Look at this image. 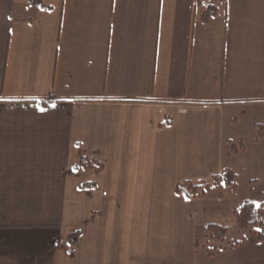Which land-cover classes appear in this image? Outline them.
<instances>
[{
  "label": "crops",
  "instance_id": "obj_1",
  "mask_svg": "<svg viewBox=\"0 0 264 264\" xmlns=\"http://www.w3.org/2000/svg\"><path fill=\"white\" fill-rule=\"evenodd\" d=\"M43 3L0 0V257L195 262L238 201L176 186L237 171L264 124V0Z\"/></svg>",
  "mask_w": 264,
  "mask_h": 264
},
{
  "label": "rangeland",
  "instance_id": "obj_2",
  "mask_svg": "<svg viewBox=\"0 0 264 264\" xmlns=\"http://www.w3.org/2000/svg\"><path fill=\"white\" fill-rule=\"evenodd\" d=\"M244 133L247 135V131ZM255 140L252 134L246 136L243 147L238 144L239 154L233 156L231 163L238 174L237 189L221 185L212 193L217 196H232L233 202L235 199L238 201L237 208L247 200L264 206V141ZM227 227L224 240L212 238L207 231L199 232L197 257L191 264H264V238H259V233L264 232V225L248 230L239 229L236 223ZM15 259L17 258L0 257V264H18ZM55 260L58 259H49L47 255L38 256L32 264H52ZM62 260L58 263L63 264Z\"/></svg>",
  "mask_w": 264,
  "mask_h": 264
},
{
  "label": "trees",
  "instance_id": "obj_3",
  "mask_svg": "<svg viewBox=\"0 0 264 264\" xmlns=\"http://www.w3.org/2000/svg\"><path fill=\"white\" fill-rule=\"evenodd\" d=\"M32 5H36L39 7H45L43 0H29ZM217 13V7L210 5L207 9L202 13V18L205 22H207L211 16ZM52 98H49L45 101H40L39 103L42 105H46L50 102H53ZM171 122L170 119L167 121ZM257 137H264V124H257ZM75 168H83L94 171L96 174H100L103 169V163L99 162L96 159L90 157L81 158L79 164L75 165ZM237 178L238 174L235 170L231 168H225L221 173L213 175L208 180H201L199 182H193L190 180H186L183 182H179L176 186V192L178 194H182L188 198H204L210 196L214 190H217L221 185L229 186L231 189H237ZM94 184L87 183L83 184L82 187H93ZM223 196V194H220ZM235 223L237 227L241 230H248L252 227H258L264 225V206L262 204H255L252 201H245L239 208H235ZM206 231L210 234L212 238L225 239L228 227L217 224H209L205 227ZM82 234L81 230L74 231L68 235V252L74 253L76 250V244ZM259 238H264V232L261 231L259 233Z\"/></svg>",
  "mask_w": 264,
  "mask_h": 264
}]
</instances>
